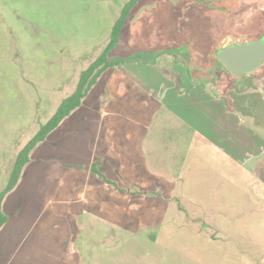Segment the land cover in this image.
Here are the masks:
<instances>
[{
    "label": "rangeland",
    "instance_id": "374dc122",
    "mask_svg": "<svg viewBox=\"0 0 264 264\" xmlns=\"http://www.w3.org/2000/svg\"><path fill=\"white\" fill-rule=\"evenodd\" d=\"M129 1L0 0V192L9 182L19 152L74 93L81 73L102 54ZM150 12L157 17L158 12ZM135 13L137 8L124 32L132 20L135 44L144 48L156 37L151 38L149 29L150 39H142L147 11L133 20ZM262 18L250 21V34L220 40L214 52L264 37ZM138 23L140 30L135 28ZM130 53L129 36L124 34L110 60L117 62ZM217 65L224 66L218 58ZM97 85L89 93L92 110L84 99L38 144L21 182L8 194L37 195L31 199L37 202L32 214L39 215L35 223L43 230L35 232L33 244L38 245L31 264H264V217L258 195H251L258 187L257 178L245 167L226 162L215 146L172 119L160 103L145 111L148 115L154 109L143 133L149 151L143 150L144 165L138 170L156 167L160 175L176 176L179 195L128 185L124 197L92 199L85 194L87 185H69L65 174L55 180L50 177V161H70L75 152L83 157L87 153L84 130L90 129L91 134L94 126L88 125L93 114L84 116L85 108L88 113L103 112L96 97L103 92L99 88L105 80ZM165 115L167 127L162 125ZM71 119L68 130H63ZM37 161L39 168L23 193L26 171ZM55 184L53 195L50 186Z\"/></svg>",
    "mask_w": 264,
    "mask_h": 264
},
{
    "label": "crops",
    "instance_id": "0c3cea01",
    "mask_svg": "<svg viewBox=\"0 0 264 264\" xmlns=\"http://www.w3.org/2000/svg\"><path fill=\"white\" fill-rule=\"evenodd\" d=\"M134 8H137V13L133 20L138 13L147 11L144 31L142 27L139 29L140 23L135 26L141 31L142 39L147 40L151 36L156 39L144 48H137L132 20L127 33L124 32L125 24L116 48L126 34L131 53L120 56L125 62L106 70L97 83L105 80V85L99 88L103 91V99L101 94L96 97L98 104L103 106V112L88 113L85 108L84 116L93 114L88 125L94 126L91 134L90 129L84 130L88 151L84 157L78 152L73 153L75 157L70 161H48L50 177L55 180L65 174L69 177V185H87L85 194L92 199L97 195L124 197L128 185L138 187L136 190L179 195L181 190L176 176L169 179L170 176L160 175L156 167H147L145 172L138 170L139 165H144L143 150L149 151L144 136L145 124L154 109L148 115L145 111L148 112L154 103H160L168 115L173 116L172 119L182 121L215 146L219 151L217 154L220 156L221 153L226 162L237 163L250 175H255L258 187L251 195H258L263 218L264 64L250 73L237 75L225 66L217 65L218 50H214L217 43L228 36L239 38L250 34V21L264 17V0H140ZM150 11L158 12L157 17ZM149 29L153 33L151 36ZM261 38L264 37L258 39ZM140 52L143 55L137 56ZM97 84L93 89L98 87ZM88 98L89 94L85 99L90 101L92 110L94 101ZM75 118L78 116L72 119ZM72 119L63 130H68ZM165 119L162 125L167 127V115ZM39 161L30 167L32 169H27L23 184L30 183L25 184L23 193L31 185V176L39 168ZM95 162L100 164V172L117 183L120 190L90 173ZM116 174L120 175L118 180L115 179ZM56 187L57 184L50 186L53 195ZM69 193L67 190L66 194ZM36 196H6L3 211L8 222L0 230V264H31L33 249L38 245L33 244L37 236L35 232L43 230L35 223L39 215L32 214L37 202L31 199ZM52 227L51 224L49 229ZM261 227L264 228L263 224Z\"/></svg>",
    "mask_w": 264,
    "mask_h": 264
},
{
    "label": "trees",
    "instance_id": "16d2710c",
    "mask_svg": "<svg viewBox=\"0 0 264 264\" xmlns=\"http://www.w3.org/2000/svg\"><path fill=\"white\" fill-rule=\"evenodd\" d=\"M138 2H140V0H130L124 6L121 17L113 28L110 42L108 43L102 54L94 62H92L86 70L81 73L77 88L74 93L62 101L55 114L48 120L47 123L43 124L40 127L35 136L17 155L9 182L7 186L0 192V230L8 222V216L3 211V202L6 196L18 186L24 169L31 160V153L33 152V150L38 144L44 142L49 137V135L54 130H56L67 117L72 114L73 111L82 106L84 99L93 89V87L98 83L99 78L106 70L125 62L122 59L118 60L117 62H112L110 60V55L118 46L121 32L128 20L132 9L138 4ZM99 166L100 164L98 162L94 163L91 169L92 174L101 181L117 187L114 182L108 180L106 176L100 172Z\"/></svg>",
    "mask_w": 264,
    "mask_h": 264
},
{
    "label": "water",
    "instance_id": "95a60500",
    "mask_svg": "<svg viewBox=\"0 0 264 264\" xmlns=\"http://www.w3.org/2000/svg\"><path fill=\"white\" fill-rule=\"evenodd\" d=\"M217 57L234 74L250 73L264 64V38L224 47Z\"/></svg>",
    "mask_w": 264,
    "mask_h": 264
}]
</instances>
